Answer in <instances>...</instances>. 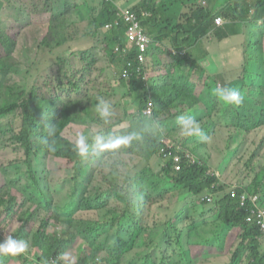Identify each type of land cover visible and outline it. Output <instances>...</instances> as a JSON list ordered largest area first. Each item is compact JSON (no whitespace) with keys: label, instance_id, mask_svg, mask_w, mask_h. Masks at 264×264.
I'll list each match as a JSON object with an SVG mask.
<instances>
[{"label":"trees","instance_id":"16d2710c","mask_svg":"<svg viewBox=\"0 0 264 264\" xmlns=\"http://www.w3.org/2000/svg\"><path fill=\"white\" fill-rule=\"evenodd\" d=\"M7 1L9 2V0ZM60 1L16 0L21 7L28 10L32 21H37V17L41 20H49L48 29L52 30L55 40H50L48 35L43 40H32L29 25L19 22L12 16L0 24V119L14 114V112H16V115L19 114V123L17 122L13 127L12 139L21 149L25 150L26 155L22 160V164L17 163L23 168L24 173L17 171L15 176L9 177L5 167L2 170L3 176H0V217L11 215L17 205L18 196L12 193L11 189L17 190L21 195L27 194L20 204L22 209L18 212V220L24 225H18L15 234L17 238L29 237L31 231L24 229V226L30 227L31 223L36 222L37 227L34 229L32 245L40 251V254L36 253L37 260L24 256L23 252L17 254L2 253L0 256H9L11 264L18 261L20 264H120L123 249L130 244L129 240L128 242L121 234L119 235V227L120 224L122 225L120 217L130 219V215L132 216L131 218L134 220L136 227L132 241L136 243L138 239L141 241L142 237L152 230L145 225L147 218H145L144 223L142 221V208L148 203L152 207L155 202L162 199L160 197H163L164 192L168 189V184L166 186L161 185L164 180L175 185L171 187L173 193H178V186L183 185L186 187L187 192L182 196L180 195L181 200L195 198L198 202L197 195L204 193L206 188H210L213 192L220 191L215 202H202L206 207L212 209L209 214L203 216V219L207 224L224 223L241 229L240 234L244 247L236 250L233 261L242 262L247 256L250 264H264V250H261V242L264 238L263 232L255 223L248 222L245 208L241 207L235 198L230 197V194L225 191V185L219 183V179L215 175L209 174V168L205 163H196L192 166L185 165L178 172H174L168 162L163 163L159 160L156 166L152 164V159L161 146L160 140L164 136L157 126L159 117L167 119L170 116H183L185 119L194 120L192 118V112L196 111L194 107L202 103V100L195 95V91L198 89H196V85L191 81V78L188 77L187 72H184L181 78L171 79L170 83H168V80L164 82L162 79L164 84L161 87L163 88H158L155 94L153 93V100L158 111L153 117H147L142 113V109L147 105V101L151 96L147 95L146 89L148 86L146 80L143 79L145 73L143 71L140 74L137 68L139 66L138 62L134 59L133 65L128 68L127 75L120 74L119 76V83L128 92L125 95L129 96L133 103L134 92L138 93V97L142 93L143 98L141 97L137 103L139 111L137 115L132 114L129 128L111 131L108 127L98 134L104 139V146L100 148V151L109 152L110 157L107 162L110 164L112 171L111 173H91L98 176L105 175L107 180L110 181V187L103 188L101 191L109 190L113 192L117 185L124 186L122 178L129 182L126 177L137 171L142 162L148 163V166L152 169L142 178V184L139 188L142 191L141 194L129 200L131 202L130 208L134 210L130 209L129 211V206L126 205L120 212L117 208L109 206L112 203L110 200L94 203L97 198L99 199V194L92 196L93 198L90 196L83 198V202L85 201L87 204L80 205L78 211H89L83 217H78L76 214H64L55 205L53 206V201L41 187V181L48 176V171L44 169L42 174L39 175L34 168L32 155L47 154L52 158L67 160L70 163L81 158L86 152L85 142L81 137L82 132L90 120L98 121L92 113L94 108L98 110L100 99L97 98V94L88 93L83 95L80 88L82 85L92 82V72L89 71L98 62L99 56L92 52L90 44L80 41L79 37L86 34L95 38H104L105 42L103 44L107 55L113 60L118 59L123 69L126 68L130 60L128 57L114 52L115 43L119 42L120 37H123L124 24L110 29L108 36L100 33V30H103L109 22L113 21L114 15L109 10L110 6L102 5L101 2L96 9L90 11L87 19H83L84 0ZM154 1L144 0V5H151ZM249 9L250 6H245L242 9V14H248ZM237 12V10H234L232 17L242 16ZM184 18L185 20L176 26L178 32H196L202 27L212 28L216 25L213 15L203 8L194 13L192 17L184 15ZM193 21L197 24L194 25ZM205 33V30H200L199 36ZM18 40L25 43L24 49L35 52V58L39 55L41 49L45 47H54L57 51L64 48L60 52L64 55L60 61L64 64L65 61H68V64H81L78 73L83 72L86 74L89 72L88 80H86V75L74 77L76 74L73 73V77L69 79L62 78L56 81L50 72L54 65L50 63L48 72L41 76L42 83L39 86L27 87L22 80L20 82L17 78L19 70L11 67L12 64L19 63L18 58L15 57ZM64 45L65 47H63ZM171 59L174 65L168 68L176 69L178 66L189 68L191 63H195L191 54L184 57L175 56ZM144 64L149 74L150 68L147 63ZM151 85L154 87L153 84ZM178 106L180 109L173 111V108ZM229 107L230 104L225 110L222 108L220 110L227 111L233 123L237 124L236 128L239 131L248 133L264 128L263 107L253 104L248 108L242 105L240 108L235 109L237 113ZM210 117L205 116L201 121L194 120L196 122L194 127H186L190 131L189 138H191V135L195 137L193 142H196V144L204 140L202 137H205L212 124L209 123ZM205 124H208V126H204ZM74 125H76V128L72 129ZM50 128L53 129L51 134H49ZM75 129H79V133L75 139L69 138L67 132L69 130L72 132ZM197 135L202 136L197 138ZM189 138H184V144L190 141ZM141 139L143 142H141ZM119 153H134V158L122 161L118 159ZM94 154L93 166L95 169H99L101 156L97 155L96 152ZM233 154L234 152L231 151L230 155ZM113 158H117L115 164L110 163ZM250 158L251 156L249 160ZM159 174H164L169 179L165 180ZM118 178L120 179L118 180ZM146 178H158V180H153L152 186L145 181ZM22 180L26 182L25 189L19 188V184L16 182ZM128 187L131 186L128 185ZM245 189L250 192H260L264 200V165L260 167L259 171H256L255 178L245 186ZM116 195L119 199L128 202L120 191H117ZM191 203L190 201L189 205ZM40 209H43V211L41 215H37L38 220L35 221L34 213ZM75 219L78 221H96L97 224L93 227L95 232L99 225H110L109 239H114L110 251H105L103 246L93 245L90 239L82 238L83 247L79 252V257L64 263L62 254L66 253L71 244L81 236L80 231L75 228ZM50 223L57 227L51 233L47 230ZM193 228L194 225L187 226L186 230L176 236L178 246L172 252V256L162 258L158 264H182L183 259L186 257L188 258L184 264L191 261L189 255L193 242L190 232L193 231ZM149 261L151 264L156 263L154 258Z\"/></svg>","mask_w":264,"mask_h":264},{"label":"rangeland","instance_id":"374dc122","mask_svg":"<svg viewBox=\"0 0 264 264\" xmlns=\"http://www.w3.org/2000/svg\"><path fill=\"white\" fill-rule=\"evenodd\" d=\"M57 1L59 2L60 0ZM227 1L222 0L224 3ZM122 2L133 7V5H130L131 0H124ZM199 5L201 4L199 3ZM217 5L216 0H212V3L208 4L207 9L215 11ZM83 14L87 18V12L84 11ZM10 16L19 22L29 25L32 40H43L48 33V29H46L47 25L46 23L44 24L45 20L37 17V21H32L28 10L21 7L16 0H9V2L0 0V24ZM261 35L257 38L252 37L251 41L247 43L246 48L250 47L251 50L245 56L247 65L243 64L239 69L235 70L232 80L227 81L226 85L221 84L217 80L213 81V87L216 89L226 88L240 93L242 102L240 104L230 103V107L235 112V109L240 108L242 105L250 108L253 104H256L258 107L264 108V53L263 51L261 52L260 47L264 42V33H261ZM48 38L50 40L55 39L52 30L49 31ZM88 42L90 43L92 52L99 56V60L89 71L92 72V82L82 85L80 89L83 95L88 93L97 94L100 104L103 102L110 106L111 114L108 118H104L100 115L97 108L93 109V117L96 116L95 118L98 121L90 120L82 132L81 137L85 142L86 152L81 158L70 163L67 160L52 158V156L47 154L32 155L34 168L38 171L39 175L42 174V170L44 169L48 171V176L41 181V187L53 201V206L55 205L64 214H76L78 217H83L89 212L88 210L78 211L80 205L87 204L85 201L83 202V198L85 196L93 198L92 196L96 194H99V199L97 198L94 203L110 200L112 203L109 206L117 208L120 212L126 205L129 206V211L130 209L134 210L130 208L131 202L129 200L141 194L142 191L139 188L142 184V178L152 169L148 166V163L142 162L137 171L132 172L129 177H126L129 182L122 178L123 187L117 185L113 192L109 190L101 191L103 188L110 187V181L107 180L105 175L98 176L96 174L97 172L111 173L112 169L107 162L110 157L109 152L104 153L100 151V148L104 146V139L98 134L108 127L111 131L129 128L132 114L137 115L139 110L137 106L134 107V103L129 96L123 95L125 89L119 83L121 63H119L118 59L113 60L107 55L105 45L101 42L100 38L92 37V40ZM24 45V42L18 40V49L15 51V57L18 58L19 63L12 64L11 67L19 70L17 78H19L20 82L22 80L27 87L39 86L42 83L41 76L48 72L50 63L54 65L50 69V72L56 81L62 78L69 79L73 77V73L76 74L74 77L86 75V80H88L89 72L86 74L83 72L78 73L81 64H68V61H65L64 64L60 61L61 57L64 56L60 52L64 48L57 51L54 47H45L41 49L39 55L35 58V52L24 49ZM246 51L248 49L239 51V55L243 56ZM155 54L156 52L151 56L153 61L160 65H163L167 61L166 53L163 54V60L157 59L159 62L154 59ZM75 65L76 68L74 69ZM218 65H221V63L218 62ZM215 69H217L216 76L220 77L223 71L219 67L217 68V65H215ZM149 71L152 75L158 73V70L152 66ZM115 88L117 90H114ZM207 96L209 97L207 101H202L201 104L197 105L202 110L198 109L199 112L197 114L196 111L192 112L194 120L201 121L205 116H211L209 123H212L205 135L206 139L198 144L194 142V146L197 149V158L202 157L205 159L210 172L216 174L217 178L226 185V189L228 184H241L245 186L255 178L256 171H259L260 167L264 165V128L248 133L239 131L236 128L237 124L233 123L227 111L220 110V108L225 110L228 106V104H223L225 103V98H222V95L219 96L213 93L207 94ZM140 97H142V93H140ZM179 109V106L174 107L173 111ZM181 117L183 116H170L167 119L159 117L157 126L165 136H169L172 131H177L176 137L184 139L185 137H189L190 131L181 124ZM19 119L20 116L19 114L16 115V112L0 119V169L2 171L5 167L9 177L15 176L17 171L24 173L23 168L17 163L22 164V160L26 156L25 150L21 149L12 139L13 127ZM204 126H208V124ZM74 128H76V125L72 129ZM78 131L79 129H75L72 132L69 130L67 135L69 138L75 139L79 133ZM201 136L197 135L196 137L200 138ZM190 139L195 140V137L191 135ZM141 142H143L142 139ZM231 151L234 152L233 155H230ZM94 152L101 156V166L99 169H95L93 166ZM132 158H134V153L120 154L118 157L122 161ZM116 159H111L110 163L115 164ZM158 163L159 161L154 157L152 164L156 166ZM91 172H96V174ZM159 175L165 180L169 179L164 174ZM153 180H158V178L145 179L150 185H152ZM16 182L19 184V188L25 189L26 182L24 180ZM166 184H168V189L164 192V196L160 197L162 199L155 202L152 207L148 203L142 208V221L144 223L145 218H147L145 225L152 230L150 233L145 234L141 241L140 239L137 240V243L132 241L136 232L132 216L130 215V219L120 217L122 225L120 224L119 227V235L121 234L127 241H130V244L123 249L120 264H151L149 261L151 258H154L156 260L155 264H158L162 260V255L168 257L177 248L176 236L186 230L187 226L191 225H194L193 231L190 232L192 234L194 249L191 250L192 252L189 255L191 261L188 264H250L247 256H245L242 262L233 261L236 250L244 247L239 227H233L224 223L207 224L203 216L209 214L212 209L206 207L199 200L197 202L195 198L181 200L180 195L182 196L187 192L185 186H178V193H173L171 187L175 185L164 180L161 183V185L165 186ZM128 185L131 187H128ZM117 191L123 194L129 204L126 200L117 197ZM11 192L18 196L17 205L13 212L14 221L18 222L17 214L22 209L20 204L27 194L21 195L15 189H11ZM190 201L192 202L191 205H189ZM42 211L43 209H40L36 211V214L41 215ZM96 224V221L74 220L75 228L80 231L81 236L71 244L66 253L62 254L64 263L65 261L79 257V252L83 247L82 238L90 239L93 245L103 246L105 251H110L111 245L114 244V239H109L110 225H99L95 232L93 231V227ZM29 229L34 228L29 227ZM50 230H53V225L50 227ZM261 243V250L263 251L264 238ZM26 251L29 252V258L37 260V254H35L37 249L35 247L27 245ZM187 258L183 259L184 262L182 264L186 262ZM10 260L9 256H0V264H7V261ZM15 264H20V262L18 261Z\"/></svg>","mask_w":264,"mask_h":264},{"label":"crops","instance_id":"0c3cea01","mask_svg":"<svg viewBox=\"0 0 264 264\" xmlns=\"http://www.w3.org/2000/svg\"><path fill=\"white\" fill-rule=\"evenodd\" d=\"M118 1H120L121 4L126 5L122 2L124 0ZM101 2L102 0H84L85 6L82 12L86 11L88 17L90 11L96 9ZM216 2L218 5L216 7L217 10L213 11L214 14L224 8V2L221 0H216ZM244 4L246 6L250 5L252 12L251 19L247 17V19H245V22H247L243 25L242 22H244V20H226L223 26H213L212 28L202 27L200 30H205L206 33L199 36L200 30L192 32L191 36L193 37V40L191 43H186L185 35L180 34L179 44L186 47L187 52L192 55L195 63H191L189 68L178 66L174 69L168 68L174 65L170 54L163 52L162 50L167 47L169 49L174 44V35L171 33V30L179 21L184 9L182 8L172 11L173 6H170V12H166L165 9L161 8L156 2H154L151 10L145 12V25L155 40V50L152 53L154 54L156 52L154 59L163 60V54L166 53L167 61L163 64L166 74L165 82L168 80V83H170L172 81L171 79L181 78L183 73L187 72L188 77L191 78V81L196 85V89H198L195 91L197 98H200L202 101H207L209 98L207 94H215L217 91V89L215 90L213 87V81L217 80L220 81L221 84L226 85L227 81L232 80L234 77V71L244 64L246 60L245 56L248 52H251L250 47L246 48L247 43L251 41L250 39L252 37L257 38L258 36H262L261 33H264V0H246ZM130 5H142V0H131ZM156 8H158L157 11ZM228 10H230V8L224 9L223 13ZM224 17L227 19L225 15ZM83 19H87L84 17V14ZM193 23L194 25L197 24L196 22ZM108 32L109 31L106 29L100 30L101 34L107 36ZM92 37L93 36L86 37L83 35V37H79V40L90 44L88 41L92 40ZM99 38L102 43L105 42L104 38ZM260 47L262 52L263 45ZM247 49L248 51H246L243 56L239 55V51ZM151 56L149 58L151 63L150 66H148L156 67V65H159V67H162V65L153 61ZM218 62H220L222 66L218 65ZM215 65L223 71L220 77L216 76L217 69H215ZM155 75L159 76V79H154L155 76L153 78V75L149 72L150 82L154 85V87L150 88L151 92L154 94L158 88H163L161 85L164 84L160 73ZM201 77H203V79H201ZM114 90H117V88ZM139 99H141V97H138V93L134 92V107L137 106ZM198 109L202 110L197 106L194 107L196 114L199 112ZM172 132L177 136V131Z\"/></svg>","mask_w":264,"mask_h":264},{"label":"clouds","instance_id":"9594fccd","mask_svg":"<svg viewBox=\"0 0 264 264\" xmlns=\"http://www.w3.org/2000/svg\"><path fill=\"white\" fill-rule=\"evenodd\" d=\"M245 1L246 0H228L227 2L224 3V8L221 9L219 12L214 14L213 10L209 11L207 9L208 8V4L212 3V0H155L154 2H156L161 8L165 9L166 12H170V6H173L172 11H175V10H178V9H182V8L184 9V11L181 14V17H180L179 21L174 25L173 29L171 30V33H173V35H174V40H175L174 44L170 47L171 49L170 48L168 49V47H167L166 49H164L162 51L166 52V53H169L171 57H175V56L184 57L187 54H189L187 52V50H186V47L184 45L179 44V38H180V34H183L186 37L185 38V42L186 43H191L192 40H193V37L191 36L192 32H188V31L178 32L177 29H176V26L181 24L185 20L184 15L192 17L194 15V13L198 12V10H200L201 8L209 11L213 15L214 21H215V24H216L215 26H223L224 23L226 22V20H235V21L236 20L237 21L238 20H244V22H242V25H243L244 23L247 22V21L245 22V19H247V17L249 19H251L250 17H251V12H252V8L250 7L248 14H245V15L242 14V9L246 6L244 4ZM248 1H250V0H248ZM199 3L201 5H199ZM152 4L151 5H144V0H142V5H134L133 7H131V6H128V5L121 4L118 0H102V5L110 6L111 8H109V10L114 15L113 21L109 22L106 25V27L103 28V30L106 29V30L109 31L110 29H113L114 27H119L122 24L125 25V29H124V32H123V37H120L119 38V42H117L115 44H119V43L120 44H125L126 43V38L127 37L125 36V31H126V29L128 28V25H129L128 16L131 15V18L133 20L139 21L140 24L143 26V29H144L145 33L148 35V37L150 39V42L148 44V54H147V61H146V63L149 66H150V63H151L149 61V58L152 55L153 51L155 50V43H154L155 40L153 38V35L146 28V25H145L146 24V21H145L146 13L145 12L151 10ZM226 8H230V10H228V11L223 13V10L226 9ZM157 9L158 8H156V11H157ZM234 10H237L238 11L237 13L241 14L242 16L232 17V13H233ZM224 15L227 17V19L224 17ZM218 17L221 18L220 22L216 21V19ZM45 23L47 25L46 29H48L49 20L44 22V24ZM49 31L50 30L48 29V33H49ZM48 33H47V35H48ZM84 35L86 37H90L91 36V35H86V34H84ZM262 45H263V53H264V42H263ZM114 52H115V47H114ZM136 52H137V50H136V48H134V51L132 53L135 54ZM244 64L247 65L246 60H245ZM137 68L139 69L140 74L144 71L145 74L143 76V79L146 80V84L148 86V88L146 89L147 95H150L151 97L149 99L153 100V93L151 92V88H150V87H152L151 84H153V83L150 82V76H149L147 70L145 69L146 65H144L143 67L137 66ZM155 68L158 70V73H160V76L161 77L163 76V81L165 82L166 81V74H165V71H164V66L162 65V67H159V65L158 66L156 65ZM124 70L125 69L121 68L120 69V74L126 76L127 74L124 73ZM154 76H155V78H154ZM153 78L154 79H159V76L153 75ZM215 90H216V88H215ZM125 93L128 94V92L126 90L124 91L123 95H125ZM215 94H218L219 96L222 95V98H225V103H223V104H228V105L230 103L240 104L242 102V97H241L240 93L238 91H236V90L226 89V88L225 89L224 88H218ZM154 103H155V101H154ZM144 108L142 109V113H143ZM98 111H99V113H100V115L102 117H107V116H109L111 114L110 106L105 104V103H103V102H101V104L98 105ZM157 112L158 111L156 109V104H155L154 115H156ZM153 116H151V117H153ZM180 120H181V124L183 126H185V127H194L195 124H196V122L194 120H191V119H185V118L181 117ZM158 121L159 120H157V122ZM52 131H53V129L50 128L49 134H51ZM163 137H166L167 139L171 140L172 142L180 144L183 147V152H182L183 156H185L188 153L191 156H193V158L195 159L194 163H189V162L185 161L183 163L182 168L180 170H177L174 167L173 159H164V158L159 157V155H158L159 150H158L156 155H155L157 160L158 161L160 160L163 163H167V162L170 163L171 164V168H172V170L174 172L181 171L185 167V165L186 166H192V165H195L196 163H205L207 165V163H206L204 158H197V155H196L197 149L195 148L194 142H193L195 140H191L188 137L190 139V141H187L184 144V139H182V137H176L173 134V132H171V134L169 136H165V134H164ZM202 139H206V137H202ZM161 140H160V142H161ZM161 146H162V142H161ZM208 172H209V174L216 176V174L211 173L210 170ZM0 176H3V173L1 171V169H0ZM219 183L224 184L220 180H219ZM245 186H243L241 184L240 185L228 184L227 189H226V185H225V191L230 194V197L235 198L236 201L238 202V204L241 207H243V208H245V206H243L241 204L240 198H239V195L241 193H243V192H247V193H250L252 195H256L258 197V199L260 200L261 204L264 206V200L262 199V195L260 194V192H250V191L245 189ZM233 189H235L237 191L238 196H233L231 194V191ZM219 194H220V191L219 192H213L210 188H206L204 193H201V194L197 195V197H198V200L201 203L203 201L215 202L216 198L219 196ZM210 196H212V200L209 199ZM245 210H246V208H245ZM246 212H247V210H246ZM17 218L19 219V214H17ZM34 218H35V221L38 220L36 211L34 213ZM248 222H250V221H248ZM18 225H24V224L22 222H20V220H18V222L14 221L13 213L11 215H9V216L8 215H4V216L0 217V254H2V253L17 254V253L23 252L24 256H28L29 252L26 251V248H27V245H32L34 229L37 227V223L34 222V223L30 224V227H33L34 229H29V227L24 226V229H28V230L31 231V235L29 237H27V238L26 237H23V238H17L16 237L15 229L18 227ZM52 225L53 224L50 223L47 226V230H48L49 233H51L55 229H57V227H55L53 225V230H50V227ZM54 227H55V229H54ZM257 227L260 229V227L258 225H257ZM260 231L263 232V234H264V231H262L261 229H260ZM192 249H194V245L191 246V250ZM36 253L40 254V251H38V249H37ZM169 256L171 257L172 253ZM161 257L164 258L165 256L162 255ZM9 263L10 262L7 261V264H9Z\"/></svg>","mask_w":264,"mask_h":264},{"label":"built area","instance_id":"2783aa9c","mask_svg":"<svg viewBox=\"0 0 264 264\" xmlns=\"http://www.w3.org/2000/svg\"><path fill=\"white\" fill-rule=\"evenodd\" d=\"M129 25L125 31L126 43L125 44H116L115 53L126 56L130 60L126 68H124V73H128V68L133 65V60L135 59L140 67H143L147 61L148 54V44L150 39L145 33L143 26L139 21H135L131 18V15L128 16ZM217 22L221 21V18L216 19ZM136 48L137 52L132 53ZM155 103L152 99H149L147 106L143 110L145 116L151 117L154 115ZM162 146L159 149L158 155L164 159H173L174 167L177 170H180L185 161L189 163H194L195 159L190 154L183 156V147L171 140L163 137ZM233 196H238V193L235 189L231 191ZM240 202L245 206L247 210L246 218L248 221L256 223L262 231H264V206L261 204L260 200L256 195H252L247 192H243L239 195ZM212 200V196L210 198Z\"/></svg>","mask_w":264,"mask_h":264}]
</instances>
